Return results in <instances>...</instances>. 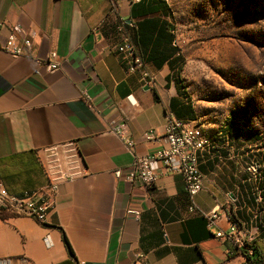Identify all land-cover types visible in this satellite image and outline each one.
Returning <instances> with one entry per match:
<instances>
[{
    "label": "crops",
    "instance_id": "1",
    "mask_svg": "<svg viewBox=\"0 0 264 264\" xmlns=\"http://www.w3.org/2000/svg\"><path fill=\"white\" fill-rule=\"evenodd\" d=\"M118 19L137 22L131 37L154 78L151 87L140 71L129 73L113 52ZM0 23L4 189L17 197L44 189L42 149L58 143L76 141L85 170V176L59 184L46 226L0 211V259L11 258L12 264H129L142 256L146 264H247L240 248L251 241L264 264V213L256 202L257 195L264 199V149L257 147L264 138L247 131L244 120L215 124L198 119L180 81L167 0H0ZM11 25L32 35L30 47L18 58L2 50ZM49 52L57 54L54 72L35 63ZM84 92L94 109L82 100ZM170 116L201 126L210 139L197 155L203 188L193 212L181 176L159 162L152 163L159 177L149 191L113 175L130 169L133 157L160 150L163 143L146 142L142 134L163 135ZM121 117L134 142L131 152L108 131ZM251 162L262 167L256 179L246 170ZM130 208L140 209L139 219L127 215ZM232 220L240 223L234 239L228 236Z\"/></svg>",
    "mask_w": 264,
    "mask_h": 264
},
{
    "label": "rangeland",
    "instance_id": "2",
    "mask_svg": "<svg viewBox=\"0 0 264 264\" xmlns=\"http://www.w3.org/2000/svg\"><path fill=\"white\" fill-rule=\"evenodd\" d=\"M167 1L180 81L198 119L244 120L264 138V0ZM257 147L264 149V142ZM259 209L264 213V199Z\"/></svg>",
    "mask_w": 264,
    "mask_h": 264
},
{
    "label": "built area",
    "instance_id": "3",
    "mask_svg": "<svg viewBox=\"0 0 264 264\" xmlns=\"http://www.w3.org/2000/svg\"><path fill=\"white\" fill-rule=\"evenodd\" d=\"M138 1L132 0V3H138ZM111 14H114V9H111ZM109 18L110 15H107L101 25H105ZM136 29L137 22L135 20L129 19L125 22L118 19L114 26L116 40L113 52L120 58L129 73L140 71L145 86L151 87L154 84V78L145 69L143 56L131 37V31ZM31 38L32 35L21 26L11 25L2 45V50L12 57H21L25 48L30 47ZM56 59L57 54L49 52L44 61L36 60L35 63L37 65L43 64L48 72H54L59 66ZM82 100L87 107L94 109L91 98L85 92L82 94ZM127 126V120L121 117L110 125L108 131L119 139L128 152H131L134 142L127 135ZM142 138L146 142H161L163 145L155 155L133 157L131 168L125 172L120 169L115 170L113 172L114 177L129 184H140L149 191L155 186L159 177V174L153 169L152 163L159 162L166 171L181 176L190 203L188 210L193 212L194 198L203 188V175L198 167L197 155L210 145L207 133L201 126L192 125L170 116L166 122L163 135H156L150 130L145 131ZM42 154V167L47 178L46 187L40 191L17 197L8 194L0 181V211L29 217L38 224L46 226L48 225V214L53 207L59 184L85 176V170L82 167L76 141H67L44 147ZM261 169L262 167L256 162H251L246 168L251 179H256L260 175ZM261 201V197L257 195L256 202ZM126 213L133 216L134 219H139L141 211L137 208H130ZM211 224L209 222V226ZM239 227L240 223L237 221L230 223L228 236L231 239H234ZM221 236H223L222 233L217 234V237ZM43 241L47 247L50 246L47 237ZM250 243L251 241L247 244ZM248 254H251V251L248 250ZM0 264H12V260L11 258H1ZM129 264L146 263L144 257L140 256Z\"/></svg>",
    "mask_w": 264,
    "mask_h": 264
},
{
    "label": "trees",
    "instance_id": "4",
    "mask_svg": "<svg viewBox=\"0 0 264 264\" xmlns=\"http://www.w3.org/2000/svg\"><path fill=\"white\" fill-rule=\"evenodd\" d=\"M139 2H140V0L138 1V3ZM247 131H248V128H247ZM232 221H236V220H232ZM63 240H64V243H65L68 251L71 253V249L69 247V244H68L66 238L63 237ZM248 250L251 251V254H248ZM240 253L244 257L245 263H247V264H263L262 257H261L259 250L254 245H252L251 243L250 244H247V243L244 244L240 248Z\"/></svg>",
    "mask_w": 264,
    "mask_h": 264
}]
</instances>
